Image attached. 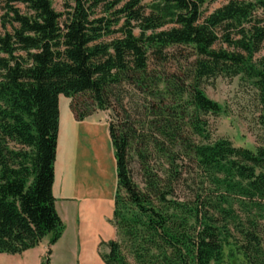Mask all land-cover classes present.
Here are the masks:
<instances>
[{
    "label": "trees",
    "instance_id": "1",
    "mask_svg": "<svg viewBox=\"0 0 264 264\" xmlns=\"http://www.w3.org/2000/svg\"><path fill=\"white\" fill-rule=\"evenodd\" d=\"M207 1L64 0L60 13L52 0H0V253L47 236L52 246L65 229L53 194L60 96L82 120L128 84L156 100L145 109L155 120L122 106L109 122L117 238L105 264H226V247L264 264V144L213 140L206 116L221 107L203 88L220 76L252 81L264 128V0L205 14ZM170 49H189L190 67L152 71Z\"/></svg>",
    "mask_w": 264,
    "mask_h": 264
},
{
    "label": "crops",
    "instance_id": "2",
    "mask_svg": "<svg viewBox=\"0 0 264 264\" xmlns=\"http://www.w3.org/2000/svg\"><path fill=\"white\" fill-rule=\"evenodd\" d=\"M70 103L71 98L60 96L53 183L55 206L65 229L54 245L49 244L50 236L41 241V244L46 243V253H35L34 256L35 248L21 253L23 256L31 254L34 264H42L44 256L47 264H50V256L69 226L73 231L70 242L77 250L75 256L78 259L81 256L78 264L91 261L87 259L92 256L89 245L94 248L93 256L99 259L101 250L109 251L106 243L117 237L116 227L112 223L118 186L117 161L109 123L95 115L77 119ZM49 248L52 249L50 255ZM28 258L25 257V262Z\"/></svg>",
    "mask_w": 264,
    "mask_h": 264
},
{
    "label": "rangeland",
    "instance_id": "3",
    "mask_svg": "<svg viewBox=\"0 0 264 264\" xmlns=\"http://www.w3.org/2000/svg\"><path fill=\"white\" fill-rule=\"evenodd\" d=\"M148 3L149 0H143ZM229 0H208L203 6V12L208 14L215 9L223 6ZM54 8L60 12H64V0H52ZM101 11L99 10V14ZM1 15V10H0ZM170 49L171 56L165 63L156 64L155 60H151L150 69L153 71L161 70L169 73L181 74L185 69L190 67L191 60L193 57L189 56V49ZM264 53V51H263ZM203 88L205 94L212 100L219 103L221 111L218 115L209 114L206 118L209 121L211 138H227L233 142L235 146H241L245 148L255 149L257 146L264 144V128L259 123L260 115V104L258 98V91L253 85L252 81L242 77L237 76L234 78L220 76L218 78L209 79L204 82ZM115 98L113 104L108 109H99L97 106H92V114L108 123L117 121V110L121 107L132 110L134 120H140L143 116L148 114L145 112L147 104L156 101L150 97H146L137 88L132 87L128 84L122 86L121 88L115 89ZM72 101V100H71ZM71 104V103H70ZM147 117V116H146ZM149 120H155L153 115L149 114L147 117ZM197 139V138H196ZM156 165L162 166L163 160L156 159ZM166 167L165 165H163ZM131 168L133 171V178L135 182L140 186L144 187V182L141 177L139 163L136 159L132 161ZM186 193L183 189L176 193L183 195ZM179 196V195H178ZM72 227L69 226L64 232V237L59 241V244L54 248V253L52 254L50 264H78L75 252L76 247L71 244L73 231ZM117 238V237H116ZM71 241V242H70ZM91 250L87 259L91 260L86 264H104L102 261L101 254L99 259L93 256L94 248L90 246ZM36 252L32 253H46L47 247L46 243H40L35 247ZM101 253L103 251L101 250ZM226 253V264H242V258L240 256L231 257L229 252V247L225 249ZM0 256V264H34V259L31 254L28 256H23L21 254H8L3 253ZM35 256V255H34ZM85 256V255H83ZM25 257H29L28 261L25 262ZM42 264L47 262L46 256L42 259Z\"/></svg>",
    "mask_w": 264,
    "mask_h": 264
}]
</instances>
